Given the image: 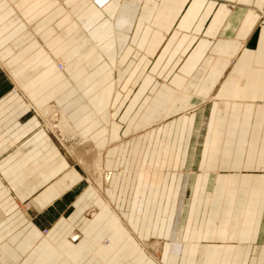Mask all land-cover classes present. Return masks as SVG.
Returning <instances> with one entry per match:
<instances>
[{
	"label": "crops",
	"instance_id": "obj_1",
	"mask_svg": "<svg viewBox=\"0 0 264 264\" xmlns=\"http://www.w3.org/2000/svg\"><path fill=\"white\" fill-rule=\"evenodd\" d=\"M157 261L264 264V0H0V264Z\"/></svg>",
	"mask_w": 264,
	"mask_h": 264
},
{
	"label": "bare ground",
	"instance_id": "obj_2",
	"mask_svg": "<svg viewBox=\"0 0 264 264\" xmlns=\"http://www.w3.org/2000/svg\"><path fill=\"white\" fill-rule=\"evenodd\" d=\"M57 64L60 66L61 70L64 69L65 64L62 61H57ZM38 113L41 114L43 117H47V125L49 129L55 132L57 131L58 135L59 131L61 132V134L59 135L61 143L65 146H68L70 144L71 148L68 151L71 152L76 161L83 167L84 171L87 172V174H89L90 176L96 174L95 176H97L98 186L97 190H95L94 192L97 194H102L105 190L108 181L104 174V152L100 149H97L89 139L82 137V135L79 134V132L75 129L70 120L66 117L64 112H58L57 110L51 111L48 109V111L39 110ZM104 205L109 206L110 203L102 199L99 204L95 205V210H97V208L98 210H100L101 207H103ZM95 210H91V213L94 214ZM166 247H168V245H166ZM153 248L154 251H158L160 249L163 250L164 245L160 242H155L153 244ZM165 260L167 261V259ZM158 264L160 263L158 262Z\"/></svg>",
	"mask_w": 264,
	"mask_h": 264
},
{
	"label": "rangeland",
	"instance_id": "obj_3",
	"mask_svg": "<svg viewBox=\"0 0 264 264\" xmlns=\"http://www.w3.org/2000/svg\"><path fill=\"white\" fill-rule=\"evenodd\" d=\"M58 67H60L59 65H58ZM61 69V68H60ZM42 124L44 125V123L42 122ZM45 126V125H44ZM56 126H57V124H56ZM48 129H49V127H48ZM51 134H52V136H53V138L56 140V142L59 144V148L60 149H62L69 157H70V159L73 161V162H77L76 161V159L73 157V155L71 154V152L70 151H68V150H70V148H71V146H70V144L68 145V143H67V145L68 146H65V145H63L61 142H60V140H59V138H58V132L56 131H52L51 129H50V131H49ZM61 134V132L59 131V135ZM78 163V162H77ZM79 164V163H78ZM77 164V165H78ZM80 165V164H79ZM80 167L82 168V170L84 171V169H83V167L80 165ZM85 172V171H84ZM106 172V171H105ZM86 173V176H87V178H86V180L87 181H89L90 182V184L91 185H93V184H95V190H97V184H98V180H97V176H95V175H89V174H87V172H85ZM105 174V177L108 179V176H106V173H104ZM96 181V182H95ZM97 192V191H96ZM99 194V193H98ZM29 201H24V202H19L18 203V205H19V209H21L22 211H25L26 213H30L29 211V208H30V203H28ZM86 215H88V216H90V213L89 212H86ZM25 223H24V221H20V222H18V224H17V229H23L25 232H26V230H27V228L25 229V225H24ZM41 230L44 232V233H48V228H45V227H42L41 228ZM167 256H168V254H167ZM158 262V261H157Z\"/></svg>",
	"mask_w": 264,
	"mask_h": 264
}]
</instances>
